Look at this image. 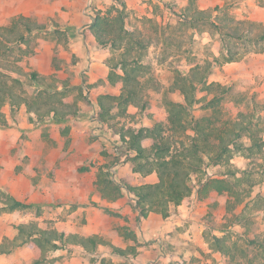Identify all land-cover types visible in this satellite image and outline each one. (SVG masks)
<instances>
[{
    "label": "rangeland",
    "instance_id": "rangeland-1",
    "mask_svg": "<svg viewBox=\"0 0 264 264\" xmlns=\"http://www.w3.org/2000/svg\"><path fill=\"white\" fill-rule=\"evenodd\" d=\"M204 1L211 5L204 7ZM241 1L244 0H189L190 5L184 3L183 7L176 0H168V3L162 0L127 2V36L141 41L140 45L132 46L131 54L139 53L141 60L148 64L149 72L142 78L146 82L147 104L144 109L130 106L126 114L101 123L108 132L109 142L105 144L91 133V121L97 111L88 68L93 61H98L110 69L109 65L118 62L124 48L114 46L110 41L99 43L86 32L96 13L111 7L113 1L0 0V27H4V33L12 39L2 43L7 52L0 57V69L12 77L20 76L22 84L17 89L20 91L22 88L28 96H31L34 87L28 84L27 71L60 78L57 84L60 87L65 85L68 100L74 104V109L79 110L72 119L56 121L47 116L45 121L37 122L30 120V113L24 104L17 109L14 118H11L9 108L5 107L10 120L6 127H0V184L11 183L18 198L31 206L13 211L0 210V233L5 235L3 242L12 239L6 232L10 234L11 230H15L17 233L12 225L22 220H34L49 227L64 222L72 227H85L89 218L96 215L93 208L77 211L80 206L98 207L93 194L88 199L82 196L74 202L63 192L48 193L46 186L45 191L42 189L43 174L47 172V177L51 179L55 176L53 161L59 153H63L64 149L66 154L67 148L72 147L69 156L76 150L75 146L82 143L86 153H94L90 162L92 166L94 162L98 166L108 165V178L125 184L119 195L126 196L127 204L136 212L135 198L129 195L126 187L135 184L124 180L126 178L119 165L120 162L122 165L128 163L132 168L120 133L130 127L153 125L161 120L173 143L179 145L178 138H184L188 143L189 139L184 135L174 134L168 129V103L184 101L177 80L196 68L207 76V83L200 84L196 90L198 101L187 118L185 135L194 134L193 126L201 120L205 131L210 134L209 139L202 140V145L212 148L217 142L215 135L232 129L235 122H243L247 128L240 130L241 136L237 141L243 147L234 148L229 160L224 156L218 163L206 153L203 164L213 177L234 180L233 176L226 175V171L228 168L237 170L240 184L231 192L212 191L203 193L200 198L197 181L205 175L193 174L196 188L183 202L189 203L190 199L196 202L197 199L199 218L194 223L178 225L174 230L146 240L147 264H264V0H245L247 5L252 2L249 8H255L256 12H260L258 16H263L262 20L252 21L237 17ZM246 14L249 16V13ZM20 17L34 25L41 24L43 28L32 33L23 24L16 30L9 29ZM19 32L26 37L17 40ZM76 43L81 46L82 58L73 49L77 47ZM96 84L103 85L102 92H120L118 86L106 80ZM218 84L228 88L227 91L223 92V87ZM204 116L207 119H203ZM241 116L244 118L240 119ZM73 126L83 133H69ZM54 127L60 130L54 131ZM251 136L260 138L262 151L249 148ZM30 144L39 146L28 153L26 150ZM117 160H120L119 163H115ZM32 161L34 164L30 165ZM28 168L30 172L37 173L31 179L33 185L44 191L36 199L28 198L30 186L25 178L19 177ZM134 174L138 177L133 183L157 180L156 173ZM13 175L16 176L14 181ZM0 189L10 192L1 185ZM105 212L116 219L110 221L112 225L122 223L120 228L127 232L123 227H129L130 217L110 208H106ZM175 212H178V206L172 205L171 213ZM136 220L134 218L133 222ZM26 247L19 246L14 253L26 259L31 254L30 250L24 251ZM71 250L69 254L73 252ZM81 255L83 263L90 259L94 264L98 258L88 252ZM51 258L46 264H55L59 257Z\"/></svg>",
    "mask_w": 264,
    "mask_h": 264
},
{
    "label": "trees",
    "instance_id": "trees-1",
    "mask_svg": "<svg viewBox=\"0 0 264 264\" xmlns=\"http://www.w3.org/2000/svg\"><path fill=\"white\" fill-rule=\"evenodd\" d=\"M113 4L105 11H98L89 24L86 35L99 43L111 42L112 45L124 48V52L117 63L109 65L108 81L113 86L120 88L119 94L101 93L97 96L98 111L96 118L101 123H108L116 115H124L130 106L144 109L147 104L144 75L149 72L148 64L141 60L139 53L132 55L134 44H141L139 38L134 36L128 38L126 30V1L112 0ZM20 24L32 33L34 30L42 29L43 25L33 24L24 17L14 21L9 29L16 30ZM34 25V26H33ZM7 29V28H5ZM24 33L19 32L17 40L24 39ZM264 37V36H262ZM2 38V39H1ZM0 57L7 52L3 48V41L12 40L4 33V27H0ZM124 42V44H123ZM6 47V46H4ZM1 67V65H0ZM18 67V66H17ZM20 71V70H18ZM22 71V70H21ZM20 71V72H21ZM28 84L34 87L31 96L25 90L17 88L22 84L20 76L12 77L0 69V127L9 124L5 107L9 106L11 118H14L17 109L26 105L30 113V120L42 122L51 116L53 120L71 119L77 116L78 109H74L66 96V88L57 84L61 81L56 76H43L41 73L31 70L27 71ZM63 83V81H62ZM64 83H66L64 81ZM202 83H207V76L193 69L186 76L177 80V87L184 95L183 102L168 103L169 130L174 134L185 136L178 138V143H173L170 135L166 132V126L161 121L153 125L128 128L120 133V139L127 146V151L132 162V170L142 174L156 173L157 181L143 183L138 186H126L135 198V208L140 215L146 217L150 211L160 213L164 218L171 215V206L180 205L186 198L191 196L196 188L193 182V174H203L204 178L198 179V195L209 194L212 191L223 193L231 192L240 183L238 182V171L228 168L226 175L234 177L230 180L224 177H213L204 167V157L208 156L215 162H221L223 157L229 160L233 149H241L243 144L237 142L240 138V130L247 128L243 122H235L232 129L219 132L214 138L217 140L215 147L204 148L203 141L210 137L205 131L201 120L193 126L192 135H185L187 129V118L191 115V109L198 101L196 90ZM221 86V84H218ZM223 87V92L228 88ZM217 97L216 95L214 96ZM114 111H117L116 113ZM244 118V116H241ZM203 119H207L204 116ZM250 149L257 148L262 151L260 138L251 136ZM233 144V145H232ZM232 145V146H230ZM120 160H117L118 163ZM109 169V166H106ZM85 169V168H81ZM105 175H109V170ZM111 171V169H110ZM202 175V176H203ZM113 183L115 192L120 193L125 184L118 183L112 178L105 179ZM0 210L13 211L28 208L31 204L19 200L11 193L0 189ZM17 235L0 244V252H11L19 246L27 245L34 253L33 264H46L51 258L50 254L56 250L64 249L69 245H81L84 249L93 253L99 244L104 241L97 235L82 236L77 232H69L67 229L57 227L40 226L37 221H21L14 223ZM113 253L126 256L128 250L121 247L110 246ZM119 264H133L125 260Z\"/></svg>",
    "mask_w": 264,
    "mask_h": 264
},
{
    "label": "crops",
    "instance_id": "crops-1",
    "mask_svg": "<svg viewBox=\"0 0 264 264\" xmlns=\"http://www.w3.org/2000/svg\"><path fill=\"white\" fill-rule=\"evenodd\" d=\"M125 1L127 5V2L129 3V0H125ZM162 1L168 3V0H162ZM176 1L177 3H180L181 6L184 5V3L186 4V6L190 5L189 0H176ZM204 2H205L204 7H206V5L208 6L211 5L207 1ZM210 2L213 3L212 1ZM251 3L252 2H248V5H251ZM248 5L245 2V0L240 2L241 11L240 13L238 12L237 17H239L240 19L247 18L250 19L251 21L262 20L263 16L261 15L258 16L260 12L259 11L256 12L255 8L252 7L249 8ZM177 9H179V7H177ZM246 13H249V16H247ZM177 21L179 22L178 19ZM76 44L77 47L74 46L73 49L74 51H76L77 55H79V57L82 58L83 52L81 46H79L78 43ZM96 59L99 60V58ZM88 65L89 64L87 63V66ZM88 69H89L88 73L90 74L89 83L91 87V94L92 96L95 97L94 106H95V110L98 111L99 108L97 104V96L101 93H109V92H102L101 89L103 88V85L96 83H98L100 80H106L109 83L107 77L110 69H108V67H106L104 63H100L98 61L97 62L93 61L91 63L90 68ZM6 107L9 108V106ZM8 120H10L9 117ZM91 123L93 129L91 130L92 135L97 136V138L102 140L103 143L108 144L109 142L108 132L106 131L104 126L101 125V122L96 117H93V121H91ZM53 129L54 131L60 130L59 127H54ZM70 132L71 134L74 133L73 135L78 133H83L80 132V129H78L75 126L69 129V133ZM84 145L85 144L82 143L80 144V146H75L77 151L76 150L73 151L72 153L69 154V156H68V152L72 149V147L67 148L66 154L64 153V149H63V153H59V156L56 157V159L53 161L55 176L52 179L55 180H52L51 178L47 177L48 175L47 172L44 173L42 189L45 191L44 186H46L47 188L46 191L48 193L63 192L65 193V196L70 197L71 199L74 200V202L78 201L79 197L81 198L83 196L88 199L91 196V194H93L95 201L98 203V207L80 206L78 207L77 210L81 212L86 208L96 209L95 211L96 215L92 216V218H89V223L87 224V226L72 227L71 225L67 224V222H64L62 224L56 225L55 227L59 229L62 228L67 229L69 232H77L82 236H91V235L99 236L104 241V243L99 244L95 252L93 253L88 252L92 256L98 257L94 260L95 261L94 264H107V263L119 264L124 262L125 260H128L130 263L133 264H147L149 259L145 253L146 249L144 248V246H146L145 245L146 240L151 239L154 235L165 234L169 230L172 229L174 230L178 225L186 224L189 222L194 223L195 220L199 218V213L196 206L197 199L196 202L194 199H190L189 200L190 204L183 202L182 204L178 205V212L171 213V215L166 218H164L160 213L153 211H150L146 217L140 215L138 211L135 212L132 209V207L129 204H127L128 199L126 198V196L120 197L119 194L121 193V191L120 193L115 192L113 188V183L106 182L105 179H108V175L105 174L107 173L108 168H106V166L108 165L103 164L98 166V164L94 162V165L92 166L90 162L93 159L94 153L93 152L86 153L84 151L85 150ZM38 146H36V144H30V147L26 151H28V153H32L33 150ZM107 147L110 146L107 145ZM81 151L82 154H79V152ZM101 163L103 162H100L99 164ZM33 164L34 162L32 161L30 165ZM116 165L118 166V164ZM119 165L120 167H122L120 169L123 170V175L126 178L124 179L125 181H130V183L135 184V186L143 184L142 182L139 181H137V183H133L134 178H137L138 176L134 174L136 172H134L132 168H129L128 163L122 165L120 162ZM81 168H85V169H81ZM35 174H37L35 171L30 172L28 168L26 171L25 170L23 171L21 176H19L20 178L23 179L25 178L26 183L30 186V188L28 187L29 192H27V196L29 199H36V197H39L41 193L44 192L43 190H40L39 187H36V185H33V182H31V179ZM15 177L16 176L13 175L12 181H14ZM145 183H149V182H145ZM6 184L4 185L0 184V185L4 186V188L10 191L9 193H11L16 198H18L17 193H15V190L13 189L14 186L12 187L11 183L9 182ZM129 195L135 198L133 193L129 192ZM18 199L21 200L20 198ZM186 200L187 198L185 199V201ZM106 208H110V210L112 211L119 212L122 215H125V217L126 215L130 217L131 222L128 224L129 227L126 226L123 227L125 231H127L126 233L120 228L122 226V223L119 222L120 224L117 223L115 225L111 224L110 221L113 222L116 219L114 217H111V215L106 214L105 212ZM134 218L135 219L137 218L136 220L137 223L136 221L133 222ZM39 225L43 226L41 224ZM10 232H11L10 234H8V232H6V234L9 235L8 237H11L13 239V237L17 233L15 232V230H11ZM4 237H5L4 233L3 232L0 233V244L3 243ZM110 246H116V247H121L123 249H127L128 250L127 255L121 256L116 253H113ZM70 249H72L73 252H70L69 254ZM14 250L8 253L0 252V264H33L34 253L28 246L24 249V251L30 250L31 254H28L26 259L20 258L17 253L16 254L14 253ZM83 252H87V251L81 245H69L64 249H59L52 252L50 254V258L59 257L54 262L55 264H93L90 261V259L88 262L86 261L84 263L82 262L81 259L83 258L81 257L82 256L81 253Z\"/></svg>",
    "mask_w": 264,
    "mask_h": 264
},
{
    "label": "built area",
    "instance_id": "built-area-1",
    "mask_svg": "<svg viewBox=\"0 0 264 264\" xmlns=\"http://www.w3.org/2000/svg\"><path fill=\"white\" fill-rule=\"evenodd\" d=\"M124 189H125V188H124ZM135 198H136V197H135ZM161 242H162V240L159 241V243H161Z\"/></svg>",
    "mask_w": 264,
    "mask_h": 264
}]
</instances>
